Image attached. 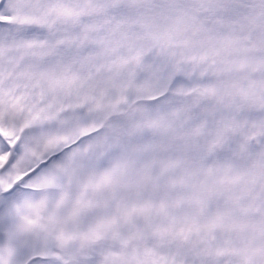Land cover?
<instances>
[{
	"label": "snow or ice",
	"instance_id": "1",
	"mask_svg": "<svg viewBox=\"0 0 264 264\" xmlns=\"http://www.w3.org/2000/svg\"><path fill=\"white\" fill-rule=\"evenodd\" d=\"M0 264H264V0H0Z\"/></svg>",
	"mask_w": 264,
	"mask_h": 264
}]
</instances>
